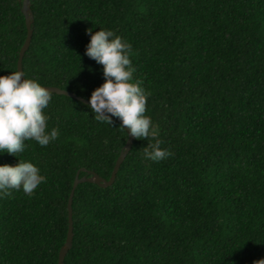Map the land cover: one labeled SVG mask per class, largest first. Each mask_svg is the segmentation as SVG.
I'll list each match as a JSON object with an SVG mask.
<instances>
[{
	"label": "trees",
	"instance_id": "obj_1",
	"mask_svg": "<svg viewBox=\"0 0 264 264\" xmlns=\"http://www.w3.org/2000/svg\"><path fill=\"white\" fill-rule=\"evenodd\" d=\"M31 1L26 77L88 99L104 77L84 54L86 30H113L132 45L146 115L172 153L147 160V141L135 139L112 185L79 184L65 264L264 258V0ZM27 34L22 1L0 0V75L17 70ZM51 96L44 111L58 138L26 141L20 154L46 181L31 197H0V264H59L77 173L110 179L128 140L116 118L97 122L83 102ZM5 163L18 157L0 154Z\"/></svg>",
	"mask_w": 264,
	"mask_h": 264
},
{
	"label": "clouds",
	"instance_id": "obj_2",
	"mask_svg": "<svg viewBox=\"0 0 264 264\" xmlns=\"http://www.w3.org/2000/svg\"><path fill=\"white\" fill-rule=\"evenodd\" d=\"M86 33L90 41L84 54L103 66L104 82L85 102L94 119L113 126V118H118L119 127L128 138L147 141L143 149L145 159L160 162L169 158L172 153L161 147L158 126L146 115L147 93L143 82L134 79L131 43L102 26L95 32L88 28ZM51 99L47 87L38 79L27 78L21 70L0 75V154L18 157L14 165L0 164V197L11 195L13 189L31 197L46 181L40 169L20 154L27 147L26 141L34 140L45 147L58 138L59 128L48 130L49 117L44 111ZM253 264H264V258Z\"/></svg>",
	"mask_w": 264,
	"mask_h": 264
},
{
	"label": "water",
	"instance_id": "obj_3",
	"mask_svg": "<svg viewBox=\"0 0 264 264\" xmlns=\"http://www.w3.org/2000/svg\"><path fill=\"white\" fill-rule=\"evenodd\" d=\"M19 1H22V12L25 16L26 26H27V30H28L27 38H26V41L24 42V44L20 50L19 59H18V63H17V70H21L24 72L23 59H24V56H25L27 50L29 49V47L31 45L33 34H34V28H33L34 13L32 10V1L31 0H19ZM45 87H47L51 92L75 98V99L83 102L84 104H86L85 102L88 100L87 98L79 96L78 94H76L72 91L62 89V88L57 87V86H45ZM116 119L119 121L118 118H116ZM134 141H135V139L128 138L125 146L123 147V150L121 151L120 156L117 159L116 165L113 169V172H112L110 179H106V178L100 176L97 172L86 170L85 168H82L81 170L86 171L88 175L80 177V171L81 170L77 173V176L75 178L74 185H73V188L71 191V195L69 198V203H68V212H69L68 237H67L65 244L61 248L60 256H59V264H65L66 256L73 246V241H74L73 197H74L76 188L79 186V184H81L83 182L96 183L99 186L104 187V188L112 185L114 183V181L116 180L118 171H119L122 163L126 159L128 153L131 151L132 146L134 144Z\"/></svg>",
	"mask_w": 264,
	"mask_h": 264
}]
</instances>
